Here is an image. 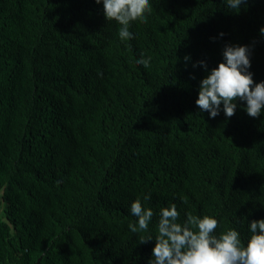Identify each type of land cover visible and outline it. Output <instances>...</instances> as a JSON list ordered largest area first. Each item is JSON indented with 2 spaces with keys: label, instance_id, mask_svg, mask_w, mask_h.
Returning a JSON list of instances; mask_svg holds the SVG:
<instances>
[{
  "label": "trees",
  "instance_id": "1",
  "mask_svg": "<svg viewBox=\"0 0 264 264\" xmlns=\"http://www.w3.org/2000/svg\"><path fill=\"white\" fill-rule=\"evenodd\" d=\"M149 3L122 41L102 0H0V264H149L139 236L173 203L244 246L264 219V110L196 105L226 46L264 82V0ZM137 199L154 213L138 234Z\"/></svg>",
  "mask_w": 264,
  "mask_h": 264
},
{
  "label": "clouds",
  "instance_id": "2",
  "mask_svg": "<svg viewBox=\"0 0 264 264\" xmlns=\"http://www.w3.org/2000/svg\"><path fill=\"white\" fill-rule=\"evenodd\" d=\"M97 4L101 0H95ZM105 17L117 22L119 37L122 41L132 38L129 31L133 21L146 22L145 13L151 12L149 0H102ZM247 0H226L231 10L240 9ZM264 34V28L261 30ZM223 35V34H221ZM137 60L147 68L149 58ZM224 62L211 70L201 81L196 105L202 112H209L212 118L219 115L221 104L227 117L236 111L237 101H246L249 116L257 118L264 110V82L255 83L249 71L251 60L248 46H226ZM187 59V57L185 58ZM203 63V62H199ZM207 67L206 64L204 65ZM145 200L150 196H145ZM131 214L138 218V224H130L133 233L147 232L154 215L151 209H145L139 199L131 205ZM177 205L160 210L157 235L139 236V243L146 244L155 239L153 259L149 264H264V219L250 223L251 236L244 246L240 233L234 229L227 230L217 237L214 233L218 227L215 218H200L188 213L186 221H179Z\"/></svg>",
  "mask_w": 264,
  "mask_h": 264
},
{
  "label": "water",
  "instance_id": "3",
  "mask_svg": "<svg viewBox=\"0 0 264 264\" xmlns=\"http://www.w3.org/2000/svg\"><path fill=\"white\" fill-rule=\"evenodd\" d=\"M40 261H41V257H39V259L34 264H39Z\"/></svg>",
  "mask_w": 264,
  "mask_h": 264
}]
</instances>
